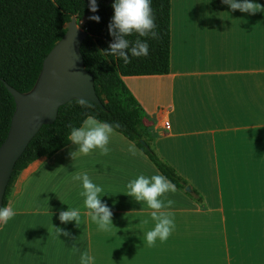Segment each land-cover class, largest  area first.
<instances>
[{
	"label": "crops",
	"instance_id": "crops-1",
	"mask_svg": "<svg viewBox=\"0 0 264 264\" xmlns=\"http://www.w3.org/2000/svg\"><path fill=\"white\" fill-rule=\"evenodd\" d=\"M123 80L203 204L88 118L18 176L0 264H264V0H171L170 69Z\"/></svg>",
	"mask_w": 264,
	"mask_h": 264
},
{
	"label": "trees",
	"instance_id": "trees-1",
	"mask_svg": "<svg viewBox=\"0 0 264 264\" xmlns=\"http://www.w3.org/2000/svg\"><path fill=\"white\" fill-rule=\"evenodd\" d=\"M73 17L89 33L81 52L104 106L73 99L59 108L56 121L42 126L17 161L0 216L20 173L68 146L88 118L134 142L170 183L203 204L200 193L155 150L145 110L123 80L170 69L171 0H0V146L16 109L7 84L22 93L33 89L45 57Z\"/></svg>",
	"mask_w": 264,
	"mask_h": 264
},
{
	"label": "water",
	"instance_id": "water-1",
	"mask_svg": "<svg viewBox=\"0 0 264 264\" xmlns=\"http://www.w3.org/2000/svg\"><path fill=\"white\" fill-rule=\"evenodd\" d=\"M66 33L47 54L40 76L27 93L7 84L16 102L7 138L0 146V210L15 165L43 125L53 124L59 108L73 99L100 100L93 75L85 68L81 46L88 37L76 17L65 25ZM143 145H147L141 140Z\"/></svg>",
	"mask_w": 264,
	"mask_h": 264
},
{
	"label": "built area",
	"instance_id": "built-area-1",
	"mask_svg": "<svg viewBox=\"0 0 264 264\" xmlns=\"http://www.w3.org/2000/svg\"><path fill=\"white\" fill-rule=\"evenodd\" d=\"M164 126L166 129L169 128V122H165Z\"/></svg>",
	"mask_w": 264,
	"mask_h": 264
},
{
	"label": "rangeland",
	"instance_id": "rangeland-1",
	"mask_svg": "<svg viewBox=\"0 0 264 264\" xmlns=\"http://www.w3.org/2000/svg\"><path fill=\"white\" fill-rule=\"evenodd\" d=\"M80 26H82V22H81ZM2 216H3V215L1 214V216H0V221H1Z\"/></svg>",
	"mask_w": 264,
	"mask_h": 264
}]
</instances>
